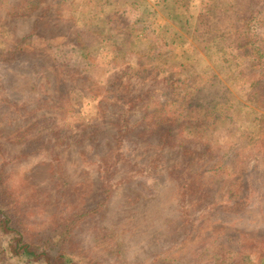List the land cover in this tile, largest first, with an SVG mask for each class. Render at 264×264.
Here are the masks:
<instances>
[{"label":"rangeland","instance_id":"1","mask_svg":"<svg viewBox=\"0 0 264 264\" xmlns=\"http://www.w3.org/2000/svg\"><path fill=\"white\" fill-rule=\"evenodd\" d=\"M159 1L124 0L127 5L139 2L144 21L160 20L168 32L165 39L148 46L145 58L154 65L168 62L173 48L183 57L196 51L215 75L213 104L228 110L214 128L206 125L194 130L192 123H187L182 129L181 141L189 143L194 159L180 157L176 150L156 154L151 146L144 152L134 150L136 145H129L130 141L118 144L112 138L123 125L116 123L118 114L112 102L97 96L96 91H87L71 107L64 103L56 120L31 124L33 120L25 121L17 107L31 103L30 94L38 97L43 83H38L30 65L24 70L18 64L0 63V173L20 206L28 233L42 243L38 252L47 258L53 259V252L61 248L73 252L74 264L91 260L99 264L146 260L169 264L167 257L178 263L197 253L212 259V245L225 237L232 250H243L248 244L264 248L263 83L256 85L254 75L253 80L247 78L253 66L246 56L238 57L234 39L228 41L231 45L207 40L212 30L210 19L223 10L234 11V0H186L192 16L188 23H175ZM6 3L0 2V14L10 8V0ZM249 6L264 10V1ZM94 11V4L83 0L67 2L64 14L81 28ZM23 19L13 26L16 36L30 29V21ZM214 20L220 31H225L224 22ZM116 27L113 36L120 23ZM174 32L185 39L183 45L173 39ZM126 52V48L114 51L104 59L101 53L96 59L84 54L82 65L90 69L102 64L119 72L126 65ZM41 61L50 62L48 57ZM202 64L196 63L195 70L188 67L180 74L181 80L185 76L194 79V84L202 80ZM93 73L79 80L78 86L85 89L108 83V73ZM48 75L51 96L64 93L55 70L50 68ZM17 85L27 90L28 96H16ZM163 93L165 96V90L156 89L158 100ZM101 101L105 105L98 117L104 113L107 119L101 122L99 132L95 136L86 133L84 140L71 136L70 118L79 117L82 124L96 118ZM138 116L142 115L137 114V121ZM107 155L110 160L102 161ZM204 165L202 175L195 176ZM82 212H90L91 219L79 224L76 215ZM177 247L180 251L172 252Z\"/></svg>","mask_w":264,"mask_h":264},{"label":"trees","instance_id":"2","mask_svg":"<svg viewBox=\"0 0 264 264\" xmlns=\"http://www.w3.org/2000/svg\"><path fill=\"white\" fill-rule=\"evenodd\" d=\"M81 1L83 0H10V8L0 14V63L18 64L20 69L24 70L30 65L38 75V83L40 80L43 83L38 89V97L30 94L27 98L32 102L17 107L19 115L25 121L33 120L31 124L45 119L54 121L60 117V108L64 103L71 107V104L81 101L87 91H96L97 96L112 102L113 109L118 114L116 123L121 122L123 125L117 128L118 133L112 138L118 144L130 141L129 145H136L134 150L141 149L144 152L151 146L156 154L176 150L179 151L177 155L180 157L194 159L193 149L187 146L189 143L183 144L181 141L185 125L192 123L194 130L203 129L206 125L214 128L216 123L228 114L226 107L213 104L217 82L211 69L205 66L196 51H191L183 57L179 51L174 50L175 48L168 62L152 65V62L145 58V50L151 43L165 39L168 32L162 28L160 20L150 24L144 21L139 2L127 5L124 0H86L94 4L95 11L79 28L66 18L64 13L67 2ZM259 1L264 0H234V11L223 10L221 14L218 13L210 19L212 30L207 40L209 43L221 42L231 45L232 43H227L234 39L238 46V57L246 56L253 66L252 75L247 78L253 80L254 75V83H263V88L264 10H255L249 6ZM0 2L6 3L7 0ZM159 3L163 10L173 15L175 23H188L192 18L186 0H160ZM22 19L30 21V29L22 36H16L13 26L17 27L18 20L21 22ZM214 19L224 22V36H218L223 32L220 31L222 28L212 21ZM119 23L121 28L113 36ZM173 39L178 40L179 45L185 43V39L178 32L173 33ZM124 48L127 49L126 65L119 72L104 68L102 64H95L90 69L82 65L84 54L96 59V55L101 53L104 59L114 51H123ZM47 57L49 64L41 61V58ZM196 63L204 65L203 79L194 84V79L189 80L185 76L183 85L180 74L195 67ZM50 68L55 70L64 93L51 96L48 75ZM99 71L110 75L107 84L98 87L92 84L85 89L78 86L79 80L90 78L93 72ZM17 86L19 91L15 92L16 96L22 97V93L28 96L27 90ZM159 88L165 90V96L163 93L161 100L155 95L156 89ZM55 101L58 103H54ZM104 105L101 101L96 118L90 117L85 124L80 123L79 117L72 116L68 126L71 136L81 140L85 139L86 133L95 136L99 132L101 122L104 124L107 119L104 113L98 117L99 112H103ZM138 113L142 115L138 116L139 121L136 120ZM143 123L145 125H142ZM231 158L230 155L227 161ZM103 160H110L109 155ZM204 167L205 165L195 176L202 175L201 172L206 170H203ZM210 167H207L209 171ZM89 215L90 212L79 213L76 220L81 224L91 219ZM55 238L57 237H51ZM41 244V241L28 233L20 218V206L17 205L12 192L4 185L0 173V264H74L73 252L56 249L53 259H50L44 252H38L37 248ZM53 244H57L56 240ZM212 249V259L205 253H197L183 261L176 260L178 263L169 257L165 260L169 264H264V248L260 245L248 244L243 250H232L231 241L225 237L217 238ZM176 251H180V248L177 247L172 252ZM150 262L154 263L155 260H146L140 264ZM88 264L99 263L91 260Z\"/></svg>","mask_w":264,"mask_h":264}]
</instances>
